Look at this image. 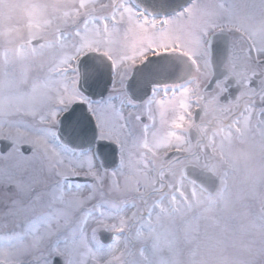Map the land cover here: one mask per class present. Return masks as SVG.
<instances>
[{"label":"snow or ice","instance_id":"6c2138e0","mask_svg":"<svg viewBox=\"0 0 264 264\" xmlns=\"http://www.w3.org/2000/svg\"><path fill=\"white\" fill-rule=\"evenodd\" d=\"M11 4L0 264H264V169L234 154L264 142V0Z\"/></svg>","mask_w":264,"mask_h":264},{"label":"water","instance_id":"95a60500","mask_svg":"<svg viewBox=\"0 0 264 264\" xmlns=\"http://www.w3.org/2000/svg\"><path fill=\"white\" fill-rule=\"evenodd\" d=\"M137 2L148 11H160L162 13L170 14L178 11L182 6H185L188 0H137ZM162 57L149 58L146 66H141L137 70V74L148 75L149 68L155 67L158 63L162 62ZM100 70L104 73H110V68L107 64L101 63ZM111 84V77L109 74V86ZM106 94V93H105Z\"/></svg>","mask_w":264,"mask_h":264},{"label":"rangeland","instance_id":"374dc122","mask_svg":"<svg viewBox=\"0 0 264 264\" xmlns=\"http://www.w3.org/2000/svg\"><path fill=\"white\" fill-rule=\"evenodd\" d=\"M24 18L22 10L16 6L15 0H12V4L4 11V19L7 23H16L22 21ZM260 149L249 150L244 154V160L239 161L242 166L240 178H243V168L246 166L250 171L259 172L264 169V155H262ZM235 154V153H234Z\"/></svg>","mask_w":264,"mask_h":264},{"label":"flooded vegetation","instance_id":"af4514ba","mask_svg":"<svg viewBox=\"0 0 264 264\" xmlns=\"http://www.w3.org/2000/svg\"><path fill=\"white\" fill-rule=\"evenodd\" d=\"M260 149L261 154L264 155V142H262L258 137L250 138L246 143H237L234 145V153L239 161H243L245 152L249 150Z\"/></svg>","mask_w":264,"mask_h":264}]
</instances>
